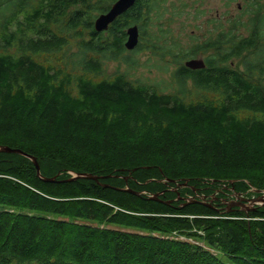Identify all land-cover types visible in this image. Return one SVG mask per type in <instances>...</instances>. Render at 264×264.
Returning a JSON list of instances; mask_svg holds the SVG:
<instances>
[{
	"label": "trees",
	"instance_id": "16d2710c",
	"mask_svg": "<svg viewBox=\"0 0 264 264\" xmlns=\"http://www.w3.org/2000/svg\"><path fill=\"white\" fill-rule=\"evenodd\" d=\"M115 1L0 0V146L43 177L0 151V264H264V202L227 203L264 191L262 8L173 52L149 30L163 0L96 31ZM139 51L172 55L171 90L104 76Z\"/></svg>",
	"mask_w": 264,
	"mask_h": 264
},
{
	"label": "rangeland",
	"instance_id": "374dc122",
	"mask_svg": "<svg viewBox=\"0 0 264 264\" xmlns=\"http://www.w3.org/2000/svg\"><path fill=\"white\" fill-rule=\"evenodd\" d=\"M249 1L250 0H163L160 3L161 7L159 11L154 13L156 19H153V23L149 27V30L154 34L163 36V39H165L164 42L170 45L169 47L172 48L173 52L181 51V49H176L177 46H180L182 50H187L192 44L201 43L209 36L214 37L218 32L227 30L228 26L233 21H245L248 16V13H246V6ZM256 1L257 3L255 2L253 4H256L257 7H261L264 12V0ZM159 14H161V21L157 18ZM236 32L242 36L247 34V30L243 26H240L235 33ZM207 54L208 51L199 52L193 56H187L182 60V63L190 59L204 60ZM125 55H130L129 58L134 59L135 64L133 66H128L122 59L108 61L105 65L104 76L108 77L114 74L118 68L120 71L125 72L127 77L131 80L144 82L164 91L172 89L174 83L172 82L171 73L176 65L172 55L167 54L161 57L152 55L148 51H139L131 54L127 52ZM261 194H264V192ZM231 198L227 202L229 207L242 204V208L247 209L255 203L251 200ZM250 198L252 197H249V199ZM258 202L260 203L261 201ZM197 232L200 233V231ZM164 237L200 243V241L196 239L188 236L186 237L176 232L167 234Z\"/></svg>",
	"mask_w": 264,
	"mask_h": 264
},
{
	"label": "water",
	"instance_id": "95a60500",
	"mask_svg": "<svg viewBox=\"0 0 264 264\" xmlns=\"http://www.w3.org/2000/svg\"><path fill=\"white\" fill-rule=\"evenodd\" d=\"M136 0H116L115 2H113L110 6V8L104 12L99 14L93 22L94 25V29L96 31H103L106 30L108 28V26L123 12H125L126 10H128L130 7H132L135 4ZM139 41V30L138 27L136 25H130L126 28V39L124 41V47L127 50H133ZM184 65L188 68L191 69H200L204 67V61L202 59H190V60H186L184 62ZM0 151L1 152H9V153H16L22 156H25L27 158H29L35 169H36V173L37 175H39L41 178H43L40 174L39 171V164L37 162L36 157L28 155L27 153H25L24 151L20 150V149H15V148H10L7 146H0ZM80 176H84V177H88V178H93L95 180H97L96 176H92L90 174H79L77 175V177ZM76 177V175H74L72 178ZM54 177L52 178H45V180H52ZM129 191V190H128ZM131 192V191H130ZM236 198L238 197L237 194L234 195ZM152 199H156L157 198V194H155V196H151ZM234 197V198H235ZM235 198V199H236ZM239 199H246L243 197H239ZM188 200H190V198H188ZM246 200H251L252 202L258 203V201H262L264 202V198L263 197H255V198H250V199H246Z\"/></svg>",
	"mask_w": 264,
	"mask_h": 264
},
{
	"label": "bare ground",
	"instance_id": "6f19581e",
	"mask_svg": "<svg viewBox=\"0 0 264 264\" xmlns=\"http://www.w3.org/2000/svg\"><path fill=\"white\" fill-rule=\"evenodd\" d=\"M110 26V25H109Z\"/></svg>",
	"mask_w": 264,
	"mask_h": 264
}]
</instances>
